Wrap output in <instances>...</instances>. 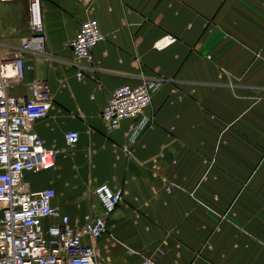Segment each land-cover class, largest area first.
Returning <instances> with one entry per match:
<instances>
[{
  "label": "crops",
  "instance_id": "obj_1",
  "mask_svg": "<svg viewBox=\"0 0 264 264\" xmlns=\"http://www.w3.org/2000/svg\"><path fill=\"white\" fill-rule=\"evenodd\" d=\"M42 13L38 47L29 0H0V58L34 65L10 91L29 97L39 79L54 99L32 128L56 166L26 173L31 189L53 188L73 226L101 212L98 184L124 189L94 242L100 264H264V0H42ZM88 18L104 35L91 63L71 45ZM166 34L177 40L155 48ZM154 79L153 121L128 153L134 120L108 130L102 108L118 86Z\"/></svg>",
  "mask_w": 264,
  "mask_h": 264
},
{
  "label": "built area",
  "instance_id": "obj_2",
  "mask_svg": "<svg viewBox=\"0 0 264 264\" xmlns=\"http://www.w3.org/2000/svg\"><path fill=\"white\" fill-rule=\"evenodd\" d=\"M28 23L35 43L42 47L46 39L42 0H29ZM103 38L96 18L82 21L71 42L75 56L93 62L94 48ZM176 40L173 34H166L154 46L163 49ZM31 43L30 38L23 40L21 48L28 50ZM32 69L34 65L22 56L0 58V264H100L94 242L108 231L109 219L125 191L106 182L98 184L94 192L102 205L101 212L86 216L84 224L73 226L69 214L53 204V188L31 189L26 173L54 168L59 152L46 147L32 128L35 121L49 115L54 105L49 84L34 79L29 97L10 91L12 79L23 80ZM77 74L82 76L83 72ZM161 83V79H154L136 86L120 85L102 108L101 119L108 130L118 128L126 119L134 120L128 128L129 143L122 145L128 153H132L129 144L135 143L153 121L144 111ZM64 136L69 146L80 138L76 130L67 131ZM48 218L57 221L45 226ZM84 237L93 243H84ZM136 264L159 263L146 257Z\"/></svg>",
  "mask_w": 264,
  "mask_h": 264
}]
</instances>
